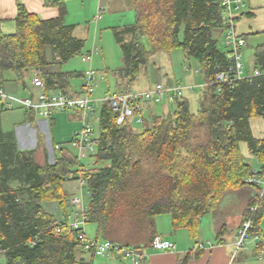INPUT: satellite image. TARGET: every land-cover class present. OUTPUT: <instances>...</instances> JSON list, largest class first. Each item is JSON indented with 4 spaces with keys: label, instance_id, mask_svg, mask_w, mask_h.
<instances>
[{
    "label": "trees",
    "instance_id": "1",
    "mask_svg": "<svg viewBox=\"0 0 264 264\" xmlns=\"http://www.w3.org/2000/svg\"><path fill=\"white\" fill-rule=\"evenodd\" d=\"M132 4L135 23L112 29L122 51V67L113 72L115 91H130L154 54L176 49L198 62L197 75L203 86L208 84L201 87L196 112L184 96L173 113H151L150 123L145 119L140 130L132 121L117 125L118 114L108 103L101 106L99 150L91 167L82 165L91 191L90 223L96 226V240L140 250L160 239L161 215L171 217L174 231L186 229L199 239L202 220L216 211L225 194L249 186L247 179L256 175L241 153L242 142L260 161L257 174L264 175V140L253 136L250 125L253 117L264 119V75L238 81L221 93L210 84L231 64L227 50L219 47L225 33L222 0ZM58 6L59 15L44 20L17 0L16 31L4 34L0 28L1 75L11 72L13 82L25 84L39 70L47 90L62 92L71 91L74 78L82 79L84 72L50 69L56 56L60 64L83 56L86 45L75 36V26L66 25L62 0ZM253 65L264 72V39L254 50ZM146 161L155 163L153 172L142 171ZM79 166L76 153L70 152L55 163H37L35 152L20 150L14 133L3 132L0 119V256L5 264H92L86 254H95L82 249L67 223L64 185ZM263 222L264 196L252 233L261 235ZM190 258L188 253L177 264Z\"/></svg>",
    "mask_w": 264,
    "mask_h": 264
},
{
    "label": "built area",
    "instance_id": "2",
    "mask_svg": "<svg viewBox=\"0 0 264 264\" xmlns=\"http://www.w3.org/2000/svg\"><path fill=\"white\" fill-rule=\"evenodd\" d=\"M222 7L224 8V14L221 26L224 28L226 34L222 45L227 49V58L231 64L226 70L217 72L214 81L210 83L217 86L218 93H221L224 88L233 87L238 81L264 75V72L259 69H254L253 74L249 76L244 71L242 51L247 45V40L237 35L235 24L238 17L243 14V10L247 8V0H222ZM103 13L104 8L100 6L95 21L101 19ZM93 54L94 51L84 57V60L91 62ZM104 80L105 76L103 74L90 68L82 77V86L79 93L72 94L70 92L47 90L41 71L34 70L32 86L27 97L11 94L3 86H0V103H4L5 110L20 108L26 112L34 113L43 119H51L54 115L64 112L80 115L82 126L75 132L68 144L70 148L75 150L80 166L76 172L71 173L70 179L67 182L77 180L78 187L74 191L81 192V196L69 194L67 200L68 228L70 231L77 233L82 249L94 253L96 257L106 259L114 255L130 260L133 264H145L144 256L137 249L122 247L109 241L90 239L87 237L85 231L86 224L90 222V216L89 204L85 203L84 197L87 196L90 200L91 191L88 189L87 182L82 176L84 168L81 162L82 159L95 156L100 146L99 136H96L91 122L96 112L95 104L101 103L103 105L108 103L112 111L118 114L117 125L119 126L123 125L126 121L141 124L152 106L162 104L175 105L179 99L185 96L187 91L193 92L195 86L156 84L145 91L110 92L100 100H97L93 96L98 83ZM207 85L205 84L204 86ZM204 86L200 85L198 87ZM56 148L62 149L63 147L58 145ZM257 173L258 170H255L256 175L247 179L249 185L257 188V194L253 200V204L249 207L246 218H244L238 229L235 252L231 256L230 264L236 260L241 251L247 249L246 244L251 237H254L255 240L260 239L259 234L252 233L254 217L264 196V175L259 176ZM57 232H60V229H57ZM213 247L214 244L212 242L197 243L193 251L201 252ZM152 248L154 250H174L176 246L170 241L159 239L153 244Z\"/></svg>",
    "mask_w": 264,
    "mask_h": 264
},
{
    "label": "rangeland",
    "instance_id": "3",
    "mask_svg": "<svg viewBox=\"0 0 264 264\" xmlns=\"http://www.w3.org/2000/svg\"><path fill=\"white\" fill-rule=\"evenodd\" d=\"M97 3L95 8L94 4ZM101 2V3H100ZM100 4H102L104 8V13L101 19L95 21V17L97 16L100 8ZM248 11V6L245 10H243V14ZM256 14L258 15L257 19L254 17L239 16L236 21L237 35L245 34L250 35L248 37L249 42L243 48L242 51V62L244 65V71L247 76L253 74L254 65H253V54L255 48L263 43V35L258 34L263 30L264 24V9H255ZM69 21L73 24H76V30L74 32L77 38L83 39L86 42L85 48L83 50V56L89 54V52H93L96 49V52L93 56V60L91 64L85 63L82 61L83 56H77L71 59L68 63L61 65V70L65 72H85L90 67L94 70L101 71L100 74L105 76L104 81H100L96 88L94 98H96L99 94L103 93V90L107 89L110 86L112 91L117 89L116 78L113 74L115 70H118L122 67V51L119 45L116 42L115 36L112 32V28L114 27H124L128 25L129 20L131 19V15L134 17L133 22H135V12L133 10H117L116 8H108L101 0H80L74 1L70 4L69 8ZM15 27H13L12 32L14 33ZM226 37L224 33L222 37L219 39V47L226 51L227 49L222 45ZM247 39V40H248ZM142 42L149 48V44L147 40L144 38ZM199 69L198 62L194 59H188L183 55L182 50L176 49L171 52H159L154 54L149 61V64L145 70L142 71L139 78L131 84V91H145L148 88H152L156 84H166L171 81L170 86H174L181 84L182 86H195V90L193 92L187 91L185 93V97L188 98L190 109L193 112H196L199 107V97L200 92L203 88L198 87L203 84L199 75L194 74V70ZM99 73V72H98ZM5 78L8 76H13V73L6 72L4 73ZM195 75V76H194ZM169 80V81H168ZM25 81H28V78H25ZM202 81V82H201ZM191 84V85H190ZM72 88L82 86L81 78H74L71 82ZM151 86V87H150ZM18 96L27 97L28 92L25 91L18 92ZM101 103H96V112L94 117L91 119L93 127L95 129L96 136L99 135V126H98V117L101 110ZM162 105L155 106V112L158 114H162L161 111ZM175 110L174 104L169 106H164V113H173ZM150 114L149 111L145 115V119L150 123ZM250 125L252 129L253 136L257 139L264 140V119L261 117H253L250 120ZM134 127L137 130L142 129V125L134 123ZM67 149H69L72 153H76L75 150L65 145ZM241 153L245 156L247 161L253 166V168H257L259 166V160L256 156L252 155L249 152L248 145L245 142L240 144ZM81 164L87 168V166H92L94 164V159L92 157L82 159ZM88 167V168H90ZM156 169V165L152 161H146L142 171L153 172ZM252 186V185H250ZM78 187L77 180H70L69 182H65L64 188L68 191L70 195L81 196V192L74 191L75 188ZM239 190V189H238ZM236 191V190H234ZM86 192V191H85ZM232 192V191H230ZM229 193V192H228ZM227 194V193H226ZM225 194V195H226ZM223 199V198H222ZM221 199V200H222ZM254 200V199H253ZM84 201L86 204H89V198L87 196L84 197ZM249 208V207H248ZM248 211V209H247ZM246 211V212H247ZM206 218V217H205ZM202 220V222L205 220ZM245 218V217H244ZM243 218V220H244ZM201 222L200 229H203V224ZM205 226V225H204ZM209 229L212 231L213 227L208 228V232L206 234L199 235V239H193L189 232L186 229H178L174 231L172 228L171 217L169 215H161L158 220V233L163 235V238H168L171 241L177 244L176 248L181 249L185 248L187 251L193 249L194 242L199 241L200 243L212 242L216 244V234L212 231L209 233ZM229 230V228H228ZM85 231L87 233V237L90 239H96V226L90 222L86 224ZM160 231V232H159ZM262 234L259 235L260 239L255 240L254 237H251L246 244L247 249L241 251L236 260L231 264H264V222L261 224ZM229 232V231H228ZM227 232V233H228ZM228 233L227 235H229ZM103 241V240H100ZM263 242V244H262ZM263 245V246H262ZM262 247L259 255L257 256L254 252L256 247ZM231 247V246H230ZM232 248V247H231ZM235 252V246L233 247V251L231 255ZM245 252V254L249 255L247 260H240V254ZM230 253V252H229ZM231 259V257H230ZM94 260L100 262V264H106V262L113 261L115 264H133L130 260L122 259L118 256H109L106 259L95 257ZM0 264H5V260L2 256H0Z\"/></svg>",
    "mask_w": 264,
    "mask_h": 264
},
{
    "label": "crops",
    "instance_id": "4",
    "mask_svg": "<svg viewBox=\"0 0 264 264\" xmlns=\"http://www.w3.org/2000/svg\"><path fill=\"white\" fill-rule=\"evenodd\" d=\"M22 3L27 7V9L40 16L42 19H54L59 15V6L58 2L61 0H21ZM66 7V25L75 26L71 21H69V8L76 0H62ZM80 1V0H77ZM108 8H116L117 10H133L132 0H101ZM83 2V0H82ZM101 3V2H100ZM95 8L97 3L94 4ZM100 6H103L100 4ZM248 11L244 13V16L249 15L248 17H255L257 19L258 15L256 14L255 9H264V0H247ZM135 12V11H134ZM17 16V0H0V28L4 34L13 31V27L16 24L15 18ZM134 17L131 15L130 23L126 26L133 25ZM239 19V18H238ZM237 19V20H238ZM263 30L264 32V24ZM116 28V27H114ZM113 29V28H112ZM237 30V26H236ZM75 32V31H74ZM259 32L258 34H260ZM12 34V33H9ZM249 35V34H248ZM241 36H246L244 33ZM249 42V39L247 40ZM96 49L94 50V54ZM92 53V52H91ZM89 52V54H91ZM87 54L86 56H88ZM93 54V56H94ZM82 61L88 64L92 63L85 61L84 57ZM56 56V63L51 66L50 69L54 71L60 70L61 65ZM91 68V67H90ZM89 68V69H90ZM88 69V70H89ZM86 70L84 73H86ZM94 70V69H93ZM97 71V70H95ZM101 72V71H97ZM198 69L194 70V74L197 75ZM5 74H0V86H3L9 93L16 96L18 92L25 91L29 93V90L32 86L33 80V71L28 76V81L25 84L13 82V76H7ZM194 75V76H195ZM7 81V82H5ZM169 81V80H168ZM171 81L167 82L165 85L170 86ZM178 84V83H177ZM191 85V84H190ZM151 87V86H150ZM80 87L72 88L70 93L78 94ZM131 90V87H130ZM147 90V89H146ZM115 91V90H114ZM110 89V86L107 89L103 90V93L99 94L95 99L100 100L104 95L110 92H114ZM116 92V91H115ZM164 106H161V111L164 113ZM158 114L155 112V106H152L149 114ZM0 119H1V129L5 133H14L16 137L17 146L22 151H33L35 152V159L37 163L44 164L46 162L55 163V161L60 158L64 153H72L65 145L69 144L72 140L75 132H77L82 124L80 120V115L74 113H58L54 115L51 119H43L36 116L34 113L26 112L20 108L13 110H5L4 103H0ZM61 145L62 149H57L56 146ZM70 147V146H69ZM74 154V153H73ZM259 166L255 168L258 170L261 168L259 161ZM257 188L254 186H246L239 190L232 191L227 193L223 199L220 201L216 211L206 216L205 220L202 222L203 229H200V233L206 234L208 228L213 227L212 231L216 234V244L213 248L207 249L205 251L199 252V257H196V253L193 249L187 251L185 248L174 250H163L158 249L154 250L152 247L142 248L138 250L144 256L145 264H177L179 261L183 260L184 257L189 253L191 258L187 264H230V257L237 240L238 229L243 222V218L246 214V211L249 205L252 203L253 199L256 197ZM160 216L157 217V230H158V220ZM205 225V226H204ZM229 228V230H228ZM209 229V233H212ZM229 231V232H228ZM160 232V231H159ZM229 235H227L228 233ZM160 235V234H159ZM161 235H163L161 233ZM160 235V240H167L171 243L177 244L171 241L168 238H163ZM200 243L199 241L194 242V246ZM203 243V242H201ZM263 244V242H262ZM193 246V248H194ZM232 248H231V247ZM263 246V245H262ZM262 247H256L254 251L256 255H259ZM230 252V253H229ZM240 260H247L249 255L245 252L241 253ZM96 257V256H95ZM92 254L87 253L86 258L92 261V264H95V258ZM96 264H100L97 262ZM106 264H115L113 261L106 262Z\"/></svg>",
    "mask_w": 264,
    "mask_h": 264
}]
</instances>
